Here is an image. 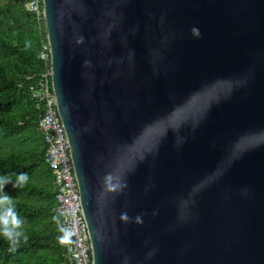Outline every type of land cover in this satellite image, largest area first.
Returning a JSON list of instances; mask_svg holds the SVG:
<instances>
[{
  "label": "water",
  "instance_id": "1",
  "mask_svg": "<svg viewBox=\"0 0 264 264\" xmlns=\"http://www.w3.org/2000/svg\"><path fill=\"white\" fill-rule=\"evenodd\" d=\"M44 20L93 264H264V0Z\"/></svg>",
  "mask_w": 264,
  "mask_h": 264
},
{
  "label": "trees",
  "instance_id": "2",
  "mask_svg": "<svg viewBox=\"0 0 264 264\" xmlns=\"http://www.w3.org/2000/svg\"><path fill=\"white\" fill-rule=\"evenodd\" d=\"M29 0H0V174L27 172L21 189L5 191L15 198L24 219L26 241L12 250L0 238V264H73L56 212V185L45 161L46 143L39 131L42 106L31 88L50 70L41 59L48 43L44 19L38 22L25 4Z\"/></svg>",
  "mask_w": 264,
  "mask_h": 264
},
{
  "label": "built area",
  "instance_id": "3",
  "mask_svg": "<svg viewBox=\"0 0 264 264\" xmlns=\"http://www.w3.org/2000/svg\"><path fill=\"white\" fill-rule=\"evenodd\" d=\"M25 6L38 22H42L44 0H29ZM41 59L46 65L50 64V70L40 76L31 88V95L44 111L39 120V131L46 143L45 161L55 179L56 212L63 221V237L68 246L69 260L73 264H93L89 228L82 209L70 144L52 86L49 42L42 45Z\"/></svg>",
  "mask_w": 264,
  "mask_h": 264
},
{
  "label": "clouds",
  "instance_id": "4",
  "mask_svg": "<svg viewBox=\"0 0 264 264\" xmlns=\"http://www.w3.org/2000/svg\"><path fill=\"white\" fill-rule=\"evenodd\" d=\"M198 34V29H193ZM29 181L27 172L0 174V238L6 240L13 251L27 240L24 232V219L15 204V198L10 196L5 187L9 184L15 189L23 188ZM61 240L64 237H60Z\"/></svg>",
  "mask_w": 264,
  "mask_h": 264
}]
</instances>
